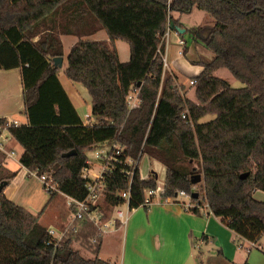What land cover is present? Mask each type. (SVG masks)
<instances>
[{
    "label": "trees",
    "instance_id": "obj_1",
    "mask_svg": "<svg viewBox=\"0 0 264 264\" xmlns=\"http://www.w3.org/2000/svg\"><path fill=\"white\" fill-rule=\"evenodd\" d=\"M194 8L213 20L203 38L213 59L201 64L202 71L192 79L191 101L180 95L173 78L161 85L157 50L163 46L167 10L189 14ZM98 31L106 33L107 42L83 39ZM61 36L78 38L66 57L65 78L87 90L93 127L111 129L110 144L122 148L115 157L122 164L111 161L104 177L102 219L105 209L123 203L125 163L135 161L143 148L166 168L163 199L190 193L194 186L193 172L180 158L198 162L211 214L237 236L258 244L264 236V202L253 195L264 193V0H0V70H21L28 120L8 129L23 150L19 163L52 177L58 192L49 194V201L58 193L82 201L87 195L88 179L82 177L89 168L86 152L95 143L81 145L66 131L82 122L53 63L63 57ZM116 40L129 46L126 63L119 61ZM220 69L243 87L232 88L215 77ZM132 90L138 104L130 108ZM208 115L215 118L200 124ZM5 122L0 118V125ZM109 156L114 157L113 149ZM12 177L0 179V185ZM156 183L154 174L135 179L131 207ZM40 214H30L0 192V264H109L82 258L70 240L56 242L39 224Z\"/></svg>",
    "mask_w": 264,
    "mask_h": 264
},
{
    "label": "crops",
    "instance_id": "obj_2",
    "mask_svg": "<svg viewBox=\"0 0 264 264\" xmlns=\"http://www.w3.org/2000/svg\"><path fill=\"white\" fill-rule=\"evenodd\" d=\"M169 16L171 20L178 22L179 25L177 27L185 30L183 33L185 34L187 28L181 24V16L175 12H170ZM201 29H203L202 35L208 32L207 27ZM101 32L104 31H98L83 39L107 42L108 38L106 33L104 32V36ZM172 32L173 38L178 44L182 40L186 45L182 37L183 34H179L176 31ZM170 34L171 31H169L168 37ZM66 37H71L67 45L68 52L78 41V38L75 36H61L63 57L62 65L58 68L57 78L82 122L81 127H67L66 131L81 145L87 142H101L100 146H102L103 142L110 140L111 129L93 127L94 119L91 117V98L87 90L79 84L62 80L59 75V72L63 74L66 66V57L68 55L65 54L64 39ZM121 42L123 41L116 40L114 42L117 53L119 51L118 44L124 50H127ZM160 50L163 52L164 46ZM118 58L121 63H126V52L123 54V60L120 58L119 53ZM201 71L202 68L200 69ZM164 73L162 72L161 75L162 83L165 78ZM199 74H196V76ZM170 75L172 74L170 73ZM78 95L83 96V99ZM190 100L192 101L193 99ZM24 109L21 70H0V118L10 123H15L17 126L27 125L28 120ZM103 133H107V135L102 136ZM6 149L7 151H14L15 154L10 158L0 152V179L13 175L7 184L5 183L2 189L3 195L7 200L34 215L35 213L28 206V199L23 197L24 189L28 186L26 178H29L28 170L23 168L19 163V158L23 150L12 138H10ZM139 155L138 165H141L142 168L145 166L143 164L147 163V172H142L139 167L141 176L145 178L150 174H154L157 178V184L163 189L166 176L165 166L163 165L162 179L158 180L157 164L161 163L148 157L144 153L143 148ZM96 160L100 167L102 161ZM142 161L144 162L142 163ZM87 163L89 168L86 173L91 171L90 168L92 167L89 161ZM258 193L263 192L256 191L253 195L254 198L264 202L261 198L256 197ZM59 195L65 197L69 204V197L60 193L55 197ZM161 195L152 198L153 204L147 210L141 208L139 203L131 213L126 226L123 228L119 227V223L115 219V208H112V214H109V216H106L107 213L105 212L104 219L108 222V229L101 234L98 254L96 256L90 255L88 256L90 258H86V260H92L95 257L98 258L100 252L107 245H111L114 248V252L105 260L109 264H208L212 259L219 260L223 264H244L245 262L248 264H264V236L261 237L256 247L251 248L250 242L230 231L222 223L220 218L214 217L212 214L203 216L198 213L186 211L182 206L186 202L184 198L163 199ZM52 200L49 201L48 199L47 205ZM68 208L70 209L69 205ZM69 215L70 218L71 213ZM69 220L68 215L64 217L61 214L58 215L56 224H66ZM41 226L47 229L46 226L42 224Z\"/></svg>",
    "mask_w": 264,
    "mask_h": 264
},
{
    "label": "rangeland",
    "instance_id": "obj_3",
    "mask_svg": "<svg viewBox=\"0 0 264 264\" xmlns=\"http://www.w3.org/2000/svg\"><path fill=\"white\" fill-rule=\"evenodd\" d=\"M170 10L168 9L166 14L168 18V22L171 21ZM181 17V24L187 28V32L182 35L183 39L186 42V45H179L177 41L173 38V32L171 31L170 36L168 37V46L166 50V66L164 67V74L165 78L171 77L174 79V83L176 87L178 88V91L181 96H184L187 99H193L194 101V86H191L189 82L192 80L196 74H199L200 69L202 68L201 64L208 63L213 59V54L206 49L203 38L205 34L203 33V27H207L208 29L210 26L213 25L212 18L206 14L205 12H202L200 10H197L196 8L189 14H178ZM168 22H167V29L168 30ZM103 35L105 36L104 32ZM71 37H66L64 39V45H65V54H68L67 45ZM61 40V37H60ZM127 50H124L118 44V53L120 54V58L123 60V54L126 52V58L127 61L129 60V50L128 45L124 42H121ZM117 51V50H116ZM179 52L182 54L179 55ZM117 53V54H118ZM121 62V61H120ZM123 63V62H122ZM170 73L172 75H170ZM60 77L62 80H66L64 74L62 72H59ZM214 76L223 79L228 82V84L235 89H239L243 87V84L236 79H234L230 73L225 69L217 70L214 73ZM163 79V81H164ZM162 85V81H161ZM160 85V89H161ZM159 89V90H160ZM160 94V93H159ZM81 99H83V96L78 95ZM92 117V116H91ZM215 117L213 115H208L204 118H202L199 123H208L212 121ZM107 133H103L102 136H106ZM92 141V140H91ZM95 147L93 150L86 152V157L88 161L91 163L92 167L90 168L91 171L86 173L85 171L82 172L83 176H87L89 179H93L95 175L98 174V171L100 170L99 163L97 162L95 156L96 154L106 155L110 148L112 147V144H110V140L103 142L102 146L101 142H94ZM180 163L181 165H188L189 172H193V175L199 174L202 177V174H200V163L198 162H191L184 160L182 158ZM99 161V160H98ZM144 161H142L143 163ZM143 166L140 170L142 172H147L146 165L147 163L143 164ZM156 165V164H155ZM158 165V180L162 179V172H163V164H157ZM27 187L24 189L23 197L27 198L29 201V208L35 213L34 215L40 214L38 222L41 225H44L47 227V230L53 229L60 233H63L64 236L61 238V242L70 240L71 241V248L79 253V255L84 259L90 258L88 256H96L95 250L100 245L101 241V232L94 227L93 225L89 223H71L69 219V214L71 213L72 209L68 208V200L65 197L57 196L55 197L51 203H49L46 207L45 205L48 202V199L50 198L49 194L45 191L42 184L38 181V179L34 176L26 178ZM194 187V188H193ZM192 188L195 190V193L198 194V199L203 201L204 198V190L202 188V182L193 186ZM256 197L261 198L264 200V194L258 193ZM105 209V208H104ZM70 210V212H69ZM112 209H105L104 211L107 213L106 216H109ZM64 215L66 217L68 215V222L66 224H56L57 223V217L58 215ZM69 227V229L67 228ZM67 229V231H66ZM66 231V232H65ZM253 251V249H252ZM114 252V248L111 245H107L106 248H104L100 254L99 257L102 260H106L111 256V253ZM208 259V258H207ZM208 264H223L220 263L219 260L212 259L208 262Z\"/></svg>",
    "mask_w": 264,
    "mask_h": 264
},
{
    "label": "built area",
    "instance_id": "obj_4",
    "mask_svg": "<svg viewBox=\"0 0 264 264\" xmlns=\"http://www.w3.org/2000/svg\"><path fill=\"white\" fill-rule=\"evenodd\" d=\"M169 28L165 32L164 36L161 40V45L164 46L163 52H161L160 48L157 50L158 55L161 57V65L162 72H164V67L166 66V48L168 45V34ZM184 41L180 40L179 45H184ZM182 53L179 52V55ZM195 83L194 80H191L189 84L193 86ZM128 106L130 108L135 107L138 104L137 99V91L132 90L127 98ZM184 119L185 116L182 115ZM17 126L15 123H10L6 121L4 124L0 125V152L4 153L8 157L14 156V151H7L6 146L10 140V135L8 133V129L12 126ZM114 151V157L109 156V152L106 155L96 154L95 158L102 161V165L100 166V170L98 174L94 176L93 179H89L87 176H83V178L88 179L85 187L87 189V195L84 200L77 201L70 198L69 207L72 209L71 211V219L70 222L73 223H89L96 227L101 234L108 229V222L105 219H102L103 213H101L99 206L102 201L104 186H105V174L110 172V162L114 161L116 163L122 164L121 161L117 160L115 157L119 155L122 148L113 142L112 147ZM126 166L129 167V170L124 172L125 177L127 178V189L122 191L119 196L123 200V203L117 207H115V219L119 223V227L123 228L126 226L131 213L135 208L131 207V190L133 186V182L135 179H140L141 181L148 180V177H143L139 171V157L134 161L132 159H128L126 161ZM85 172L87 170H84ZM29 177H36L38 181L42 184L43 188L48 194L57 193V185L52 179L50 175L47 174H38L36 171H29ZM194 188V187H193ZM192 188L190 193H186L184 191H179L176 194L175 198H184L186 200L185 203L182 204L184 209L189 212L197 211L199 215L206 216L211 214L208 205L203 198L202 200L193 201L191 195L195 193V190ZM164 191V188L160 187L159 184L156 183L154 189H147L143 192L142 201L140 203L141 208H148L153 204L152 198L159 197ZM199 197V196H198ZM69 229V227H67ZM67 231V229H66ZM65 231V232H66ZM48 234L56 240V242H60L61 238L64 236L63 233H60L56 230L49 229L47 230ZM257 244L250 242V247L254 248Z\"/></svg>",
    "mask_w": 264,
    "mask_h": 264
},
{
    "label": "water",
    "instance_id": "obj_5",
    "mask_svg": "<svg viewBox=\"0 0 264 264\" xmlns=\"http://www.w3.org/2000/svg\"><path fill=\"white\" fill-rule=\"evenodd\" d=\"M168 28H169V30L176 31V32H178L179 34H183L184 31H185V30H183V29H180V28L177 27V26H174L173 23H172V21H169V22H168ZM53 63H54V66H55V67L60 68L61 65H62V58H61V57L54 58V59H53ZM72 154H74V152L67 153L65 156H66V157H69V156H71ZM246 176H247V174L242 175V176H241V179L245 178ZM202 180H203V179H202L201 175H199V174L192 175V176L190 177V183H191L192 185H194V186L197 185V184H199L200 182H202ZM4 186H5V183H3V184L0 185V192L2 191V189L4 188ZM191 197H192V199H198V194H197V193H193V194L191 195Z\"/></svg>",
    "mask_w": 264,
    "mask_h": 264
}]
</instances>
